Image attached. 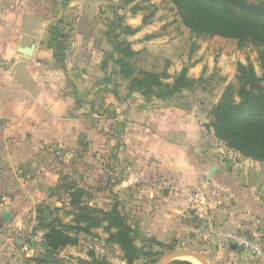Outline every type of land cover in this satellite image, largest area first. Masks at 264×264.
Wrapping results in <instances>:
<instances>
[{
    "label": "rangeland",
    "instance_id": "1",
    "mask_svg": "<svg viewBox=\"0 0 264 264\" xmlns=\"http://www.w3.org/2000/svg\"><path fill=\"white\" fill-rule=\"evenodd\" d=\"M99 4L100 21L97 22L94 33L97 32L98 35H95L98 39L101 35L96 49H101L102 53H96L94 57L97 61L96 67L86 68V74L76 76L83 79L80 83H75L67 74L68 80H63L60 85L56 84V89L50 92L67 100V105L55 107L59 116L57 121L63 119L61 124H54L58 128L57 131L61 129V137L38 139L31 134L20 140L0 138V217L5 212L9 216L8 221L2 217L0 221V264H37L36 258L43 252L44 224L53 219L70 222L72 216L69 213L73 208L67 204L65 193L62 190H56V193L49 190V187L60 183L61 177L65 175L68 178L66 181H72L87 191L88 196L84 198V203L105 210L116 205L131 224L137 225L141 234L136 239L139 246L154 242L151 246L156 255L152 258L141 257L132 264H153L162 254L177 249L201 252L210 264H264V252L260 245L258 252L250 253L238 244L223 240L220 235L221 231L234 232L259 244L256 236L249 233L247 228H224L215 220H212V226L207 228L205 217L210 214L209 199L222 198L215 203L213 211L221 212L227 209L231 212L237 209L236 203H233L234 199L227 195L226 189L211 185L212 190L209 191V184L204 182L198 188L188 191L193 199L190 206L185 207L184 203L173 202L176 199L175 194L168 196L170 186L157 188L156 196L163 200L159 204L155 200L145 201L149 188L142 186L144 180L138 178L130 181L129 185L120 183V179L126 177L131 169H127L125 163L133 167V173H137L138 169L146 165L144 161L141 162L142 156L127 157L122 152H125L124 148L128 145L125 141V110L131 105H136L141 99L145 102L141 104L145 105L150 104L154 98H143L140 93L131 92L127 81L116 73L109 76L108 50L113 45L109 41L117 32L118 40L126 39L131 50L135 52L128 61L130 60L136 71L165 72L169 77H165L164 81L170 82L172 76L178 74L183 67L179 71L178 61L169 65L166 59L169 57L156 61L152 55L159 52L161 44L168 43L176 34H183L177 24L186 27L169 0H135L128 5H121L119 0H99ZM140 13L145 14L142 19ZM149 13L150 17L147 15ZM67 20H70V17ZM127 20H130L129 24L135 28L142 26L141 23L152 21L138 31L128 25ZM111 22H114L116 28H113ZM127 26L133 30L132 33H125ZM91 33L93 34V29ZM190 34L195 40L189 48L190 51L195 50L196 42L205 44L203 42H208L206 39L211 38L191 32ZM70 36L71 32H68V39ZM69 45L71 43L68 41L66 49ZM201 48L198 53L201 61L191 67L192 74L199 76L197 78L200 82L194 89L183 90L182 94L176 97L188 99L179 103L178 111L184 112L188 103L190 109L196 110L203 100L209 99V82L217 83L221 88L225 75L229 78L227 83L233 82L238 62L252 63L257 75L263 78L264 84V69L260 67L257 47L246 44L241 48L231 49L225 55L214 49L211 50L210 59L208 47L202 45ZM115 67L117 68V65ZM186 68L188 73L187 65ZM44 92L48 94L46 90ZM40 93L35 91V95ZM199 116L201 120L205 116V122L201 121L199 125L209 132V112H199ZM207 138L209 141V135ZM234 156L232 154V157ZM150 179H153L152 175L145 178L147 181ZM216 188L219 190L215 191ZM165 189L166 194H163ZM196 196L200 199L195 200ZM178 209L182 211L178 212ZM105 225L106 223L91 227L88 233H78L77 243L66 246L57 253V257L69 264H98L102 259L112 264H127L120 248L107 241ZM192 225L194 229L191 228ZM220 245L224 246V251H220ZM176 260L193 263L190 257Z\"/></svg>",
    "mask_w": 264,
    "mask_h": 264
},
{
    "label": "crops",
    "instance_id": "2",
    "mask_svg": "<svg viewBox=\"0 0 264 264\" xmlns=\"http://www.w3.org/2000/svg\"><path fill=\"white\" fill-rule=\"evenodd\" d=\"M100 10L99 0H66L64 4L62 0H0L1 139L20 140L31 134L38 139L61 137V129L57 131L54 124H61L63 119L57 121L59 116L55 107L67 105V100L50 92L56 89V84L68 80L67 74L75 83H80L83 79L76 76L86 74V68L96 67L94 57L96 53H102L101 49H96L101 35L98 39L95 35L97 32L94 33L100 21ZM139 15L142 19L145 14ZM147 15L151 16L150 13ZM59 17L64 23L68 22L67 28L71 32L68 40L71 45L65 49L62 68L53 65L55 60L52 58V49L47 44L50 27ZM68 17L70 20H67ZM151 21L136 26L137 30ZM129 23L130 20H127V24L131 25ZM177 27L183 34H176L168 43L161 44L159 52L152 57L156 61L169 57L166 58L169 65L178 61L179 71L187 65V74L191 77H199L192 74L191 67L201 61L198 53L202 45L208 47L209 59L211 50L217 49V52L225 55L231 49H237L235 40L214 36L206 39L208 42H203L205 44L196 42L195 50L190 51L195 40L180 23ZM223 77L225 81L223 79L221 88L217 83L209 82V99L203 100L196 110L190 109V103L187 102L185 111H178L179 103L188 101L179 98L169 101L153 99L145 105H142L145 102L141 99L125 110V141L128 145L123 147L125 152H122L127 157L142 156L141 162L144 161L146 165L133 173V167L125 163V167L131 169L126 177L120 179V183L129 185L130 181L138 178L144 180L142 186L149 188L145 201L155 200L159 204L163 200L157 198V188L170 186L168 196L175 194L176 201L173 202L184 203L185 207H189L193 199L188 191L198 188L204 182L209 184V191L212 190L211 185L226 189L237 209L231 212L227 209L213 211L215 203L222 198L209 196L208 211L211 215L207 214L205 219L215 220L224 228H247L249 233L256 236L264 252V162L241 157L217 141L210 127L208 132L199 125L206 120L205 116L200 119L199 112L207 114L210 111L229 81L226 75ZM35 91L41 93L35 95ZM232 154L235 156L232 157ZM212 166H215L213 170ZM150 175L153 179L145 180ZM191 228L194 229L193 225ZM220 246V251H224V246Z\"/></svg>",
    "mask_w": 264,
    "mask_h": 264
},
{
    "label": "trees",
    "instance_id": "3",
    "mask_svg": "<svg viewBox=\"0 0 264 264\" xmlns=\"http://www.w3.org/2000/svg\"><path fill=\"white\" fill-rule=\"evenodd\" d=\"M63 4L66 0H62ZM175 8L182 24L195 35L205 37L221 36L236 40L237 48L251 44L258 48L260 67L264 69V0H169ZM121 5H128L135 0H119ZM136 10V9H135ZM116 28L114 22H111ZM68 23L61 17L51 25L48 47L52 49L55 66L62 68L65 60ZM132 33L129 26L125 33ZM118 33L109 41L107 71L109 76L116 73L125 79L131 92H138L143 98L172 100L180 96L183 90H192L200 79L187 75V68L172 76L171 81H164L165 72L146 70L136 71L129 58L135 55L126 39L118 40ZM117 65V68L114 66ZM169 77V76H168ZM264 77V75H263ZM252 63L238 62L233 82L227 83L218 99L209 111L214 137L225 147L241 157L264 162V84ZM63 176L55 187L49 190H62L67 197V204L73 209L69 213L70 222L56 219L44 224L45 233L42 242L43 252L36 258L37 264H69L57 257V253L66 246L77 243L78 233H88L91 227L104 223L107 241L115 243L123 253L127 264L145 257L152 258L153 241L138 245L139 227L128 221V217L113 205L109 210L95 208L84 203L87 191ZM55 192V193H56ZM1 221V217H0ZM145 240V239H144ZM149 241V239L147 240ZM158 245H162L157 242ZM98 264H112L104 259ZM169 264H193L187 260H174Z\"/></svg>",
    "mask_w": 264,
    "mask_h": 264
},
{
    "label": "water",
    "instance_id": "4",
    "mask_svg": "<svg viewBox=\"0 0 264 264\" xmlns=\"http://www.w3.org/2000/svg\"><path fill=\"white\" fill-rule=\"evenodd\" d=\"M26 53H30L29 51H26ZM215 166L211 167V170H213ZM4 220H9V216L7 212L3 213L1 216ZM181 257H190L194 260L198 261L200 264H210L206 256L201 253L190 249H177L173 251H169L167 253L162 254L159 258L155 260L153 264H168L171 261H174L176 259H180Z\"/></svg>",
    "mask_w": 264,
    "mask_h": 264
},
{
    "label": "built area",
    "instance_id": "5",
    "mask_svg": "<svg viewBox=\"0 0 264 264\" xmlns=\"http://www.w3.org/2000/svg\"><path fill=\"white\" fill-rule=\"evenodd\" d=\"M195 200H199L200 197L196 196L194 197ZM202 200V199H201ZM206 220V226L209 229L210 226H212V221L210 219ZM220 235L223 240L231 241L232 243L238 244L244 248V250L250 252V253H256L259 251V245L255 240H250L247 236H242L241 234L238 235L234 232H224L221 231Z\"/></svg>",
    "mask_w": 264,
    "mask_h": 264
},
{
    "label": "bare ground",
    "instance_id": "6",
    "mask_svg": "<svg viewBox=\"0 0 264 264\" xmlns=\"http://www.w3.org/2000/svg\"><path fill=\"white\" fill-rule=\"evenodd\" d=\"M191 260H192V262H193L194 264H200L198 261L194 260L193 258H191Z\"/></svg>",
    "mask_w": 264,
    "mask_h": 264
}]
</instances>
